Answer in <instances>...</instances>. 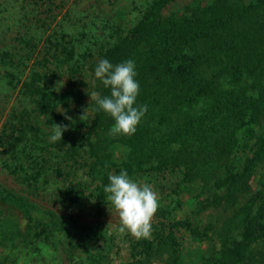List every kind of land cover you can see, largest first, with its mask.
I'll return each mask as SVG.
<instances>
[{
  "label": "trees",
  "instance_id": "obj_1",
  "mask_svg": "<svg viewBox=\"0 0 264 264\" xmlns=\"http://www.w3.org/2000/svg\"><path fill=\"white\" fill-rule=\"evenodd\" d=\"M172 1L155 0L124 35L119 26L107 24L114 38L112 45L95 61L84 60L73 69L94 75L101 59L114 65L134 61L139 83L136 103L147 105L134 135L110 136L114 121L97 111L94 103L85 106L89 109L83 121L80 116L71 122L65 119L59 109L68 108L77 93L53 91L52 83L59 75L33 66L20 86L31 110L16 112L17 121L2 131L0 144L19 163H23L20 154L26 160L32 158L31 153L35 156L38 144L33 137L39 140V135L48 137L52 132L39 131L29 122L32 112L51 125L69 123L80 130L85 157L77 146L65 150V159L81 176L64 197L77 205L106 203L104 187L110 174L125 170L136 179L145 172L174 167L181 172L180 184L185 190L193 184L210 186L213 195L206 199L204 209L230 213L216 230L219 247L211 259L199 250L194 256L179 251L166 264H264L257 248L264 244V0H208L203 6L187 7L180 15L166 14ZM51 2L42 0V4ZM73 49H63L66 61L85 59L77 57ZM59 53L57 49L53 52ZM51 58L45 56L48 65ZM10 59L17 70L27 66L24 57L22 61L20 56L10 55ZM92 91L109 94L99 81ZM8 168L17 176L23 170L22 165ZM26 206H11L20 234L32 220ZM3 208L0 204V217ZM234 221L242 230L238 241L232 240L230 232ZM179 227L195 242L206 240L204 233L192 229L188 218L183 219L174 222L159 243L142 238L132 244L136 258L148 261L156 244L177 246L174 231ZM161 230L165 232L164 227ZM42 231L37 237L46 242ZM115 241L113 235L108 237L107 229L85 225L75 232L69 251L74 264H113Z\"/></svg>",
  "mask_w": 264,
  "mask_h": 264
},
{
  "label": "rangeland",
  "instance_id": "obj_2",
  "mask_svg": "<svg viewBox=\"0 0 264 264\" xmlns=\"http://www.w3.org/2000/svg\"><path fill=\"white\" fill-rule=\"evenodd\" d=\"M154 1L52 0L42 4V0H0V135L17 121L14 117L17 111L31 110L30 103L20 93V86L33 66H42V69L59 75L52 83L54 88L57 82H63L64 86L58 92L71 90L77 93L69 107L59 109V112L67 113L72 121L81 116L90 100L87 94L94 88V75L83 70L75 73L73 69L82 65L84 60L95 61L112 45L114 38L106 29L107 24L119 26L124 35ZM206 1L173 0L165 13L180 15L187 7L203 6ZM70 47L74 48L77 57L85 59L66 61L63 49ZM56 49L60 50L58 55L53 54ZM45 52V56H52L51 65L46 63L45 56L42 57ZM10 55L15 59L20 56L22 61L24 57L26 68L22 67L21 71L14 68L16 64H12L14 59L11 61ZM71 64L74 65L70 67ZM28 118L39 131L52 132V125L45 118L36 117L33 112ZM66 125L69 130L60 142H50V136L39 135V140L33 137L31 140L37 142L38 151L35 156L33 153L29 155L32 157L30 160L20 154L23 163L17 162L0 144V204L4 207L0 217V264H74L69 245L75 232L85 225L107 229L108 237L113 235L116 239L112 244L113 264H166L179 251L191 252L194 256L197 250L211 259L219 247L216 230L230 211L204 209L206 199L213 195L209 192L210 186L201 188L193 184L185 190L180 184L181 172L174 167L145 172L134 179L151 185L159 199L158 211L151 222V233L158 231V234L155 237L152 233V237L143 239L159 243L158 239L166 235L174 222L188 218L193 224L192 229L204 233L206 240L195 242L185 234L184 228L179 227L174 231L178 245L168 248L156 244L148 261L140 256L136 258L131 247L142 238L119 232L118 217L108 201L99 206L91 202L78 205L68 202L64 192L79 180L81 173L65 159V150L77 146L80 155L85 156L82 154L81 131H75L69 123ZM23 144L24 140L19 147ZM17 165L23 167L20 176L8 168L14 169ZM253 180L254 176L251 178L254 187ZM21 203L27 205L32 216L31 223L22 234L14 226L11 208L13 204ZM163 227L165 232L161 230ZM231 227L232 240H240V223L234 221ZM41 231V237H47L46 242L37 237ZM257 248L261 251L258 255L264 260V244Z\"/></svg>",
  "mask_w": 264,
  "mask_h": 264
},
{
  "label": "clouds",
  "instance_id": "obj_3",
  "mask_svg": "<svg viewBox=\"0 0 264 264\" xmlns=\"http://www.w3.org/2000/svg\"><path fill=\"white\" fill-rule=\"evenodd\" d=\"M133 60L129 59L119 64H112L107 59H101L94 69V81L108 89V95L99 91L87 94L89 106L96 105L97 111H102L113 121L109 135L131 136L147 112V105H137L139 83ZM63 82H57L53 91H59ZM89 106L83 111L80 120L83 121ZM65 119L72 121L67 113L62 112ZM67 125L53 124L50 142H60L63 133L68 131ZM109 183L104 187L107 201L111 204L118 217V230L134 238H147L151 235V222L159 208L157 193L148 183H140L130 178L127 171L110 174Z\"/></svg>",
  "mask_w": 264,
  "mask_h": 264
}]
</instances>
